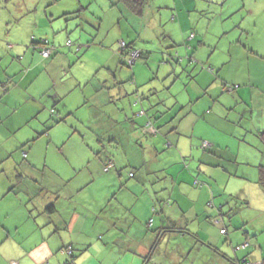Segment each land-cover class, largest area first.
<instances>
[{
	"label": "crops",
	"instance_id": "0c3cea01",
	"mask_svg": "<svg viewBox=\"0 0 264 264\" xmlns=\"http://www.w3.org/2000/svg\"><path fill=\"white\" fill-rule=\"evenodd\" d=\"M17 1L0 0V238L12 240V243L0 241V247L2 244L6 245L3 252L0 248V264L15 262L52 264L53 261L66 259L64 255H59L57 259V254L64 247H72L73 251L77 249L82 252L85 251L83 247L89 248L92 245H94L92 248L96 246L98 247L95 248L96 250H102L106 255L103 261L105 264L110 258L112 259V255L114 259L111 264H232L220 255L215 258L209 246L217 249L219 254H223L229 260H235L234 264H244L245 260L262 263L264 242H259L257 238L252 240L261 223L249 225L254 224L257 218L264 214V194L261 195L263 191L257 183L259 176L255 181H249L257 184L258 188L255 189L258 190L250 192L251 197L246 195L245 203L251 207L252 200L262 205L255 209L256 214L251 218L237 219L231 212V202L226 199V187L220 183L221 168L219 167L207 171L198 164L195 178L194 170L186 161L187 169L184 168V171L178 169L171 172V167L175 164L161 169L151 168L148 169L151 174H155L153 170L162 173L158 178L160 184L153 181L149 184L151 179L144 178L146 174L142 172V160L130 161L128 166L137 171L129 173L131 180L127 184L120 179L121 174L117 178L110 171L105 172L111 181L115 177V182L109 186L107 192L106 190L101 194L93 192L96 210L91 212V203L88 206L79 199L75 203L70 201V198L66 205H60V201L53 203L56 194H61L62 190L67 188L64 172L70 173L72 178H75V173L72 172L74 164L67 163L69 166L67 171L50 170L51 177H47L46 168H43L44 175H42L40 161L30 149L27 152L26 165L23 168L16 166L15 159L19 156L23 157L22 150L30 147L34 135H40V131L48 133V139L54 142L60 138L64 140L67 134H70L69 137H76L74 131L87 127L91 111L95 109L100 96L108 94L109 88H114L116 85L123 95L129 96L131 93L134 97L138 96L136 101L138 106L145 102L148 92L140 93L139 84L134 81H132L134 84L130 85L131 92H128V85L124 84H127L129 78L119 76L121 61L125 57L120 55V51H116V44H113L111 36L113 28L104 35L101 34L103 17L99 25L89 19L93 17L88 12L90 1L70 0L64 4L65 0L62 3L61 0H41L40 3H45L41 12L32 9L35 0H25L16 4ZM116 6L118 4H111V8ZM107 11L103 10L104 18L112 15L111 12L107 14ZM73 15L76 19L81 18V31L76 33L77 43L71 40L73 31L68 24H65L66 17ZM111 17L112 25L114 18ZM89 20L96 23L94 25L96 30L87 28L89 25L86 24H89ZM118 25L121 26L119 23ZM6 31L15 35L7 34ZM117 33V40L124 39L119 41V45L121 42L130 44L121 34L122 28ZM33 39L47 40L57 48L54 56L47 63L45 59L39 64L34 63L36 50L33 48ZM68 40L73 46L66 47ZM74 44H77L76 49H73ZM7 45L12 46L11 50L7 51L8 54L5 53V50H8ZM91 49L93 53H98L99 59L95 64L100 62L95 68L101 65L108 67L110 76H102L96 73L94 68L72 70ZM16 61L19 63L18 67L11 70V66ZM214 68H211V72ZM116 75L119 76L118 82ZM209 77L211 82L205 87H197L194 96L200 99L217 88L220 94L210 96L212 101L210 100L206 107L208 110L212 108L211 113L207 112L202 117L194 113L191 98L189 105L181 106L182 111L187 114L184 117L178 116L177 123L174 120L167 126L168 129L162 127L164 122L162 114L167 112L165 105V108L162 106L161 109L142 108L141 112L132 116V125L140 124V134L152 135L150 153L158 154L160 149L158 145L161 144V147L164 146L167 150H177L183 158H186L187 154L191 156L193 142L198 143L195 137L196 123L203 122L202 118L212 123L226 108L237 107L247 102L249 93L244 83L246 78L243 81L232 80L240 86L236 85L232 92L224 94L228 96L226 98L222 94L227 93L224 92L226 83L222 90H219L218 81L213 76L209 75ZM109 82L112 84L110 85ZM256 92H252L253 102ZM170 98L173 106L179 102L178 95ZM186 108L188 110L185 111ZM161 110L164 112L159 113ZM171 113L165 117V123L173 115L172 111ZM153 124L161 126L160 133L158 131L157 134L152 133L151 128L156 129ZM127 144L133 147L129 141ZM140 153V150H136L135 156L145 154L143 152L140 155ZM261 157L262 164L264 162L262 153ZM206 159L205 156L204 160ZM143 164L146 168L144 161ZM131 173L134 174L133 177ZM54 177L56 179L51 183L47 182ZM85 186L83 184L77 188L78 196L90 189L89 185ZM51 205L54 210H48ZM86 215H92L95 219L91 224L90 232L85 230ZM31 218H35V222H38L36 233L39 232L40 239L26 246L24 239L29 236L26 232L20 234V222L22 219ZM224 226L230 229L223 228ZM224 229L226 233L222 234ZM33 234L34 230L30 236ZM69 234L83 237V240L77 242V240L64 239ZM18 235L22 241L14 244ZM225 243L233 248L234 254L229 252L230 249L220 247ZM239 245L248 246L246 250L236 252L235 248Z\"/></svg>",
	"mask_w": 264,
	"mask_h": 264
},
{
	"label": "rangeland",
	"instance_id": "374dc122",
	"mask_svg": "<svg viewBox=\"0 0 264 264\" xmlns=\"http://www.w3.org/2000/svg\"><path fill=\"white\" fill-rule=\"evenodd\" d=\"M62 1L64 2L61 0V3ZM69 1L65 0L64 4ZM85 1L91 2L90 9H88V12L93 15V17H89L91 21L97 22L99 25L100 19L103 17L104 27L102 25L101 34L104 35L110 31V28H113L111 36L113 44H116L117 52L120 50L119 41L124 40L120 38L117 40V32L122 28L121 34L127 42L136 45L144 53H148V60L138 59L133 65L131 63V65H122L119 74V76L129 78L127 84H124L128 85L129 93L131 92L130 85L138 82L140 93L148 91L146 96L148 99L138 106L136 104L138 96L134 97L131 93L129 96L123 95L115 85L114 88L111 87L107 90L108 94L100 96L95 109L90 113L87 127L74 131L76 137L72 138L69 137L70 134H67L64 140L60 138L54 142L48 139V133H44L45 131H40V135H34L33 142L25 151L28 152L31 149L33 154L38 157L42 175H44L43 168L47 170L45 175L51 177L50 170L67 171L69 167L67 163L74 164L72 172L75 173V178H72L70 173L64 172L67 188L63 189L61 194H56L53 203L60 201V205H66L70 198V201L75 203L79 199L88 206L91 203L90 211H95L93 192L99 194L105 190L107 192L109 186L115 182V177L111 181L105 173L107 172L105 167L110 161L114 163V167L109 170L110 173L115 174L117 178L121 174L120 179L126 184L131 180L129 173L137 171V169L130 168L128 162L141 160L142 172L146 174L144 178L151 179L149 184L152 181L160 184L158 178L162 172L153 170L155 174H151L148 169H161L175 164L171 167V172L178 169L184 171L185 161L194 170L195 178L198 173V164L207 171L218 169L214 167L217 160L210 156L207 157V151L210 150L203 149V144L209 143L211 146H215L213 151L216 154L218 150L223 153L224 157L230 159L228 161L223 159L221 163L226 167V170L220 169V183L226 187L225 196L231 202L230 208L234 214L233 217L245 219L255 215V209L262 204L251 200L252 205L248 207L245 201H247L246 195L251 197L250 192L258 190L255 189L258 188V185L249 181L257 179L259 176L258 166L263 161L260 153L262 146L257 134L258 131L264 130V0H149L145 13L141 17L132 14L122 4L111 8L109 0ZM22 2L25 0H18L16 4ZM38 2L40 3L41 0H35L32 3L34 5L32 9L41 12L45 3L38 4ZM103 10H108L107 14L111 12L112 15L104 18ZM74 16H67L65 24H68L73 31L71 40L77 43L78 35L76 33L81 31V18L76 19ZM111 16L114 18L112 25L110 24ZM90 20L89 24H86L89 25L87 28L96 30L94 26L96 23H92ZM5 33L14 34L7 31ZM87 33L89 32L87 31ZM76 46L77 44H74L73 49H76ZM97 54L93 53V49L89 50L72 70L94 68L96 73L110 76L108 67L101 65L95 68V65L100 63L95 64V61L99 59ZM35 56V64H39L44 59L38 50H36ZM18 64V61L13 63L11 70L17 68ZM210 67H215L213 72ZM174 69L176 70L174 71ZM209 75L218 81L219 90H222L226 83L228 92H230V88L236 85L240 86L232 80L243 81L246 78L244 83L249 93L247 102L241 103L237 107L226 108L221 112L222 115L212 123L206 122L205 118H202L203 122L196 123L194 125L196 126L195 137L198 143L193 142L191 156L187 154L188 156L183 158L177 150H167L164 146L161 147V144L158 145L160 148L158 154L150 153L152 135L140 134V124L133 126L132 116L141 112L142 108L145 110L148 108L152 110L156 107L161 109L162 106L165 108V105L172 109L175 116L178 113L179 116L184 117L187 113L179 110L181 106L189 105L192 98L194 113L202 117L208 112L206 107L210 100L212 101L210 96L219 93L216 88L209 95L202 96L200 99L198 96H194L197 87H205L211 82ZM119 76L116 75L117 82ZM253 91H257L254 93V102L251 100ZM228 92L222 94H229ZM175 95H178L180 103L177 102L173 106L170 97H175ZM224 96L228 98L227 95ZM186 110L188 109L186 108ZM162 112L164 110L159 111V113ZM152 114L153 112L150 113V115ZM167 115L164 116V121H166ZM163 120L159 119V121ZM174 120L177 123V120ZM134 121L136 123V120ZM169 125L170 123L164 124L163 128L168 129ZM189 126L191 127L190 124ZM155 127L160 133L161 127ZM127 141L132 143L133 147H129ZM136 150L141 151L140 155L143 152L145 154L137 157L135 156ZM205 156L206 160H204ZM20 158L15 159L16 166L21 162ZM143 161L146 163V168ZM25 165L26 162L23 161L19 167L23 168ZM147 173H149L148 176ZM55 179V177L51 178L47 182L51 183ZM83 184L89 185L90 189L78 196L77 188ZM106 186L108 187L106 188ZM125 193L124 191L123 194ZM263 194L264 192L261 193L262 196ZM37 198L38 196L35 197V201ZM84 207L88 209L85 205ZM86 218L85 230L90 232L91 224L95 219L92 215H86ZM37 223L35 218L22 219L20 222V234L26 232V235L29 236L24 239L26 246H30L40 239L39 232L36 233ZM260 223L261 226L252 240L257 238L259 242H264V214L258 217L254 224L249 225H260ZM223 228L229 227L224 226ZM33 230L34 234L30 236ZM19 235L15 238L14 244L22 241ZM64 239L80 242L83 237L69 234ZM0 241L12 243L10 239L3 238L2 240L0 238ZM93 246L83 247L85 251L82 252L77 249L73 251L72 247H64L57 254V259H59V255H64L66 259L59 260V262L53 261L52 264H105L103 261L106 255L102 253V250H96L98 247L92 248ZM5 247L6 245H1L2 252ZM220 247L230 249L229 252L234 254L233 248L227 243ZM69 248L71 249L70 253H68ZM209 248L215 258L220 255L230 262L229 258L219 254L217 249L210 246ZM71 253L75 256L74 260ZM113 259L114 255L107 261V264H111Z\"/></svg>",
	"mask_w": 264,
	"mask_h": 264
},
{
	"label": "trees",
	"instance_id": "16d2710c",
	"mask_svg": "<svg viewBox=\"0 0 264 264\" xmlns=\"http://www.w3.org/2000/svg\"><path fill=\"white\" fill-rule=\"evenodd\" d=\"M148 1L149 0H110V2H111V4L113 3V5H116V4H122L123 6H125L132 14H134L135 16H139V17H141V16H143L144 15V13H145V10H146V7H147V5H148ZM68 43H70V45L68 44ZM125 48L124 49H122L121 47H120V52H121V56H123V57H125V59H122L123 61H121V65H129L130 64V54L132 53V52H134V51H137V52H139V57L135 60V62L138 60V59H144V60H148V53H144L143 51H141V50H139L138 49V47H136V45H134V44H132V43H130V44H127L126 42H125ZM33 48L35 49V50H38V51H40V54L42 55V51H44V50H46V49H50L52 52H51V56L50 57H48V58H46V57H43V55H42V57L45 59V60H49V59H51L53 56H54V54H55V52L57 51V48L53 45V44H51L49 41H47V40H39V41H35L34 39H33ZM71 46H73L72 45V42L70 41V40H68L67 42H66V47H71ZM10 48H12V46L11 45H7V49L8 50H5V53L6 54H8L7 53V51H9V50H11ZM191 48V47H190ZM135 62H133V63H131L132 65L135 63ZM130 64V65H131ZM211 70V69H210ZM231 90H229L230 92H232V90H234V88L232 87V88H230ZM224 91H226V92H228L227 91V89H226V84L224 85ZM145 99H148V98H145ZM212 108H209V110H208V112L209 113H211L212 112V110H211ZM183 110V108H181L179 111H182ZM166 111L167 112H165V113H163L162 114V116H165L166 114H172L171 113V108H167L166 107ZM178 113H177V115L175 116L174 115V113H173V115H171L170 116V118L169 119H171L172 118V120H168L166 123H165V121L163 122V125L164 124H168V123H172L173 121H174V119H177L178 118ZM161 127V126H160ZM159 127V128H160ZM163 127V126H162ZM158 129V128H157ZM158 131V130H157ZM157 134V133H156ZM257 136H258V138H259V140H260V143H261V146H262V148H261V153L263 154V157H264V130H262V131H258V134H257ZM31 143V142H30ZM30 145V144H29ZM23 147V146H22ZM215 146H211V145H209V146H207L206 148H204L203 147V149H205V151L206 150H210V151H207L208 152V154H207V157L208 156H210L211 158H213V159H215V160H217V162L215 163L216 165L214 166V167H219V168H223L224 170H226L225 168V166H223L221 163H222V161H223V159H225V160H230L229 159V157H224L223 156V153H220V152H217V154H216V152H214L213 151V148H214ZM24 148V147H23ZM22 148V149H23ZM19 149H21V148H19ZM21 149V150H22ZM20 150V151H21ZM218 151V150H217ZM22 154H23V157H19L20 159H22L21 160V162L19 163V165H21L22 164V162L23 161H25L26 159H27V152L25 151V150H22V152H21ZM18 158V159H19ZM18 165V166H19ZM228 168V167H227ZM258 171H259V179H258V184L261 186V188H262V191L264 192V162L262 163V164H260L259 166H258ZM132 174V177L134 176V174L133 173H131ZM197 184H199V182H196ZM54 210V207L51 205V206H49L48 207V210ZM225 230V229H224ZM225 232H226V230H225ZM222 233V232H221ZM223 234V233H222ZM225 234V233H224ZM236 249V252H238L239 250H246L247 248H243L242 247V245H239L238 247H236L235 248ZM72 254V253H71ZM73 257V256H72ZM247 260H245L244 262H246ZM230 262L232 263V264H234L235 263V260H233V259H231L230 260ZM248 262H251V261H247V263ZM262 264H264V260L262 261Z\"/></svg>",
	"mask_w": 264,
	"mask_h": 264
},
{
	"label": "built area",
	"instance_id": "2783aa9c",
	"mask_svg": "<svg viewBox=\"0 0 264 264\" xmlns=\"http://www.w3.org/2000/svg\"><path fill=\"white\" fill-rule=\"evenodd\" d=\"M69 45H70V43H68ZM125 42H121V44H120V47L122 48V49H124L125 48ZM51 50L50 49H46V50H44V51H42V55H43V57H46V58H48V57H50L51 56ZM139 57V52H137V51H134V52H132L131 54H130V63H133V62H135V60L137 59ZM151 131H152V133L153 134H156L157 133V130L155 129V128H151ZM208 146V144L207 143H204L203 144V147L204 148H206ZM114 165H113V163H109L107 166H106V168H105V171H109L112 167H113ZM131 176H132V174H131ZM222 233L224 234V233H226L225 232V230H222ZM245 246H243V248H244ZM71 252V249L69 248V250H68V253H70ZM246 264H258V263H246Z\"/></svg>",
	"mask_w": 264,
	"mask_h": 264
},
{
	"label": "clouds",
	"instance_id": "9594fccd",
	"mask_svg": "<svg viewBox=\"0 0 264 264\" xmlns=\"http://www.w3.org/2000/svg\"><path fill=\"white\" fill-rule=\"evenodd\" d=\"M109 163H110V162H109ZM107 165H108V164H107ZM113 165H114V164H113ZM113 167H114V166H113ZM113 167H112V168H113ZM105 168H106V167H105ZM112 168H111V169H112ZM111 169H110V170H111ZM243 246H245L244 248H246L248 245H242V247H243ZM246 263H247V261L244 262V264H246ZM248 263H258V262H248ZM258 264H262V263H258Z\"/></svg>",
	"mask_w": 264,
	"mask_h": 264
}]
</instances>
